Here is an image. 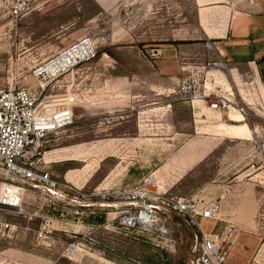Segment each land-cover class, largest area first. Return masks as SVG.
<instances>
[{
  "label": "rangeland",
  "instance_id": "obj_1",
  "mask_svg": "<svg viewBox=\"0 0 264 264\" xmlns=\"http://www.w3.org/2000/svg\"><path fill=\"white\" fill-rule=\"evenodd\" d=\"M228 1L239 9L264 13V0ZM8 4V0H0V86L18 83L36 87L35 68L84 37L95 41L97 57L46 80L45 94L70 91L77 95V103L73 124L47 136L46 153L40 162L43 170L62 183L92 194L85 200L90 212L81 219L67 212L64 217L63 202L61 206L50 205L40 189H26L25 207L28 211L38 209L41 216L29 222L6 214L21 227L14 238L0 240V264H192L202 231L190 218L171 214L170 233L165 235L127 231L118 226L124 205L112 207L119 200L104 199L101 194L151 175L165 186L161 166L184 137H194L190 125L179 123L185 135H176L173 147L161 146L160 139L167 130L154 124L148 130L152 144L143 147V143L136 142L127 151L129 162H119L111 155L115 151L112 153L110 139L119 132L137 136L134 124H144L147 118H138L136 111L121 116L113 111V99L128 100L135 92L150 93L144 79L157 78L146 65L147 58H151L148 50L160 43L154 40L170 38L166 32L175 27L194 24L197 29L196 4L192 0H39L37 7L18 21L7 14ZM182 38L180 42H190L188 36ZM157 105L152 109L154 123L164 119ZM180 109L179 121L183 122L187 115L185 108ZM119 120L124 123L117 132L110 126ZM257 121L264 125V120ZM259 133L264 144V130ZM231 138L175 181L170 192L194 197L201 206L222 204V200L230 206L225 217L231 221H235L239 208L248 203L255 205V227L239 228L234 221L224 227L221 236L231 253L225 264H237L238 260L242 264H264V155L257 139L249 144L241 140L245 137ZM103 150L109 153L105 155ZM3 180L0 175V183ZM45 214L53 215L58 222L47 237H38ZM63 219L69 224H61ZM197 221L205 231L219 229L211 219L198 217ZM239 233L245 234L241 245L235 243ZM71 243L80 246L73 257L67 255Z\"/></svg>",
  "mask_w": 264,
  "mask_h": 264
},
{
  "label": "built area",
  "instance_id": "obj_2",
  "mask_svg": "<svg viewBox=\"0 0 264 264\" xmlns=\"http://www.w3.org/2000/svg\"><path fill=\"white\" fill-rule=\"evenodd\" d=\"M8 1L7 14L15 21L34 10L39 2ZM205 46L213 56L201 62L182 64L184 74L177 80V94L180 100L190 103L193 107L214 97L217 102L212 105L222 104L225 111H230L231 99L210 93L212 88L208 85L215 72L230 70L228 61L212 40H206ZM160 53L159 47H151L148 50L151 57ZM96 57L95 41L84 37L61 49L35 68L36 87L18 83L0 86V175L4 179L0 183V240L14 238L21 227L8 219L6 214H14L29 222L41 216L38 209L28 211L24 205L28 188L40 189L50 205L61 206L60 202H63L61 215L64 217L65 212L80 219L89 214L90 205L85 200L92 194L62 183L50 172L43 170L40 162L46 153L47 136L73 124L74 107L77 103V95L70 91L55 95L45 94L46 80L57 78ZM243 75L249 79L252 76L250 71L244 72ZM232 95L235 96L233 92ZM236 109L244 120H249L250 112L247 106L238 103ZM258 146L261 148L260 143ZM101 197L119 200L112 206L124 205L118 217V226L141 234H169L171 214L188 217L199 226L198 217L216 219L220 211L219 203L201 206L194 197L172 195L164 186L159 185L152 175L132 185L117 187L112 192L106 191ZM42 218L37 235L47 237L51 232L50 228L58 220L50 214H45ZM61 224L68 225L69 222L63 219ZM79 249V244L71 243L67 248V255L73 257ZM196 253L192 264H225L230 255V248L224 244L221 235L202 232V240L196 246Z\"/></svg>",
  "mask_w": 264,
  "mask_h": 264
},
{
  "label": "crops",
  "instance_id": "obj_3",
  "mask_svg": "<svg viewBox=\"0 0 264 264\" xmlns=\"http://www.w3.org/2000/svg\"><path fill=\"white\" fill-rule=\"evenodd\" d=\"M192 1L197 8V29L194 24L190 27H175L166 32L170 38L166 36L163 39L154 40L160 41L153 47L161 48V53L156 57L147 58L148 70L157 78L155 81L144 79L145 88L150 93L135 92L128 100L122 97L113 99V111L121 116L128 112H131V115L135 114V111L138 118L147 116L143 121L144 124H134L137 131L135 137H129L130 133L127 132H119V126L124 123L121 120L110 126L115 131L119 129L117 131L119 133L110 139L112 153L115 151L111 155L118 157L119 162H129L127 151L135 146L136 142L143 143V147L152 144L153 138L148 130H151L154 124H160L167 130L166 136L160 139L162 142L160 145L165 147H173L176 135L184 134V131H181L184 129L178 127L179 123L190 125L195 133L194 137H184L160 168V172L164 173L161 180L169 191L175 181L180 180L187 171L205 160L224 140L233 139L231 137H235L234 139L245 137L247 139L241 140L249 144L257 139L256 143L261 144V153L264 155V144L259 140L261 134L259 130L263 131L264 125L257 121L264 120V13L236 8L233 1L228 0L224 5L221 4L223 0ZM183 36H188L190 42H180ZM206 40H212L228 61L230 70L215 72L208 85L212 88L210 93L224 95L231 99L230 111H225L222 104L212 105L217 102L214 97L199 102L193 107L190 103L180 100L177 94V80L184 74L181 69L182 64L201 62L213 56L205 46ZM247 71H250L252 75L250 79L243 75ZM159 98L161 100L157 102ZM238 103L247 106L250 112L247 123L243 121L242 114L236 109ZM154 105L162 108L161 118L164 117L156 123L151 116L154 115L152 114ZM181 107L185 108L183 111L187 115V119L183 122L179 121L182 115ZM169 130L172 132L168 134ZM102 141L104 142L105 139ZM103 153L106 155L109 151L103 150ZM251 155H254V152ZM120 179L115 181L119 182ZM81 183L84 185L86 181ZM221 203L216 219L205 218L214 221L219 229L205 231L198 223L203 233L222 235V232H225L224 227L226 228L229 222L234 221L226 218L229 214L226 211L230 206L222 200ZM255 212V205L245 204L238 209L233 223H236L239 228L255 227L257 222ZM244 235L239 233L235 243L241 245L244 242ZM238 261L237 264H242Z\"/></svg>",
  "mask_w": 264,
  "mask_h": 264
},
{
  "label": "bare ground",
  "instance_id": "obj_4",
  "mask_svg": "<svg viewBox=\"0 0 264 264\" xmlns=\"http://www.w3.org/2000/svg\"><path fill=\"white\" fill-rule=\"evenodd\" d=\"M240 115H241V114H240ZM241 116H242V115H241ZM242 119H243L244 122H246V120H244L243 116H242ZM102 205H110V206H111V204H109V203H104V204H102Z\"/></svg>",
  "mask_w": 264,
  "mask_h": 264
}]
</instances>
